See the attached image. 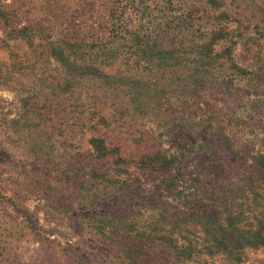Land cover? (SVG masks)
<instances>
[{
  "label": "rangeland",
  "instance_id": "1",
  "mask_svg": "<svg viewBox=\"0 0 264 264\" xmlns=\"http://www.w3.org/2000/svg\"><path fill=\"white\" fill-rule=\"evenodd\" d=\"M0 8L9 19L8 23L0 22V41L4 39L11 44L4 48L0 43V157L4 159L0 162V188L7 198L0 197V202L6 201V206L0 203V221L13 227L15 234L6 242L11 248L6 264H205L204 260L208 264H264V246L247 247L241 262L224 253L209 256L210 234L206 242L202 233L196 232L194 222L173 221L176 209L171 205L184 209L180 199L166 189L153 191L169 174L139 169L144 154L181 149L187 156L189 144L198 146L199 141L214 140L215 148L188 155L178 171L184 176L181 184L191 186V190L193 184L199 187L200 204L212 202L222 209L226 203L249 209L253 198L249 177H258L255 157L264 152V0H175L174 4L163 0H0ZM189 11L196 16L195 28L228 29L237 44L220 41L219 49L231 47L236 64L248 70L245 78H226L214 90L193 88V97L204 94L203 99L197 98L198 104L188 99L185 103L186 93L175 94L174 90L181 89L174 84L186 78L189 67L158 74L152 68H142L132 74L137 78L135 82L150 86L158 82L167 84L154 90L145 89L142 97L149 102L148 111L140 114L134 103H126L130 90L120 78L130 68L126 65L130 57L136 60L140 56L134 54L135 48L131 49V56L132 41L128 37L107 47L114 48L120 57L111 59L112 63L105 68L122 70L118 76L94 82L86 78L77 91L59 96L51 106L44 107L43 91H55L53 88L64 76L62 67L46 56L42 45L47 38L51 41L63 38L69 30L78 32L85 40V58L94 56L101 60L100 54L104 53L107 60V51L100 47L104 43L97 42L94 48L93 44H86L91 36H108L113 26L111 20L117 19L118 30L120 22L125 21L130 32L152 34L155 39L160 21ZM223 11L229 18L221 16ZM25 26L30 37L36 35L33 43L10 39L15 35L11 33L14 28ZM187 34L185 31L177 36L172 30L163 34L161 41L169 45L175 37ZM227 67L219 65L217 74L223 75ZM159 96H165L166 101ZM27 98L30 105L25 101ZM187 107L194 112L189 120L182 118V110ZM44 112L48 120L46 130L45 119L39 115ZM103 116L107 123L100 119ZM50 135L54 149L48 161V155L38 157L32 148ZM92 137L107 139L113 149L110 158L94 159L89 143ZM117 154L123 161L116 162ZM94 164L100 166L101 172L110 170L121 176H128L124 172L142 174L147 185L141 189L156 194L154 200L159 204H168L170 213L166 220L159 215L162 207L143 208V213L140 206L121 201L122 196L118 199L116 195L112 201L104 199L102 192L111 177L101 178V183L93 180L87 184L99 187V197L104 199L99 206L101 211L104 214L105 206L110 213L119 212L118 215L131 221L127 224L134 229L124 227L125 232H133V237L128 238L115 236L113 232L112 238L99 235L96 228L100 217L85 210L92 197L77 179L83 172H92ZM14 206L28 210L37 227L31 229L26 217ZM155 226L162 233L173 228L176 232L173 236L183 238L184 246L175 247V243L167 246L160 238L143 240V244L138 240L145 251L141 254L137 248L135 254H129L128 247L121 245L125 240L135 239L137 230ZM188 247L193 248V259H187Z\"/></svg>",
  "mask_w": 264,
  "mask_h": 264
},
{
  "label": "trees",
  "instance_id": "2",
  "mask_svg": "<svg viewBox=\"0 0 264 264\" xmlns=\"http://www.w3.org/2000/svg\"><path fill=\"white\" fill-rule=\"evenodd\" d=\"M163 1H167L169 4H174L175 0ZM146 8H148V5H146ZM221 16L229 18L226 11L221 12ZM169 18L170 20H162L158 23V29L154 32L155 39L152 34L151 36H147L142 35L140 31L130 32V29L127 27L128 24L125 23V21H123L124 23L122 21L120 22L125 26L118 25L120 28V30H118L116 29L117 19L111 20L110 25L113 26H110L108 36H105V34L102 37L91 36L89 37L90 40H88L90 42H87L86 44L88 45L91 43L94 48L97 46V42L100 44L104 43V46L100 47H102V51H107V60L104 59V53L100 54L102 57L101 60L95 59L94 56H88V58H85L83 54V43L85 40L78 32H71V30H69L63 38L51 41L47 38L44 45H42L44 46L46 56L47 58H52L62 67L64 76L62 80L59 81L60 83L53 88L55 91L51 89L43 91V97L45 99L44 107L48 108L51 106L54 103L55 98H58L59 96L74 92L75 90L77 91L86 78H89L90 81L94 82L118 76V73L122 70H113L112 68L111 70H108L105 68L112 63L111 59L117 60L120 57L115 53L116 51L114 48L107 47L111 42L120 43L121 40H127L128 37L129 41H132L130 53L131 49L135 48L134 54L136 52L140 56L139 58H136V60L134 58L131 59L130 57L129 62H127L128 64H126L129 65L130 68H128V72L123 69L127 73L121 74L120 78L124 83V87L127 86L126 88L130 90L128 92L129 97L126 103H134L140 114H145L148 111V107H146L148 101L142 97L146 92L145 89L154 90L158 89L162 84H167L165 82L162 84L158 82L153 83V86H150L139 80L135 82L134 80L137 78L133 77L132 74L136 72L139 73L142 68H152L153 71L157 70L158 74V72L161 71L166 72L178 68L189 67V72L185 75L186 78H183L182 80L180 79L178 82L179 84H174L175 88L177 87L178 89H181L179 91L174 90L175 94L186 93L185 103L187 99L188 101H196L197 98L198 101L203 99L204 94L199 97H193L191 90L193 88L194 90H214L215 88L222 86L226 78H245L244 76L248 74L247 69L242 68L234 61L231 47H224V50L219 49L220 46L218 45L220 41H231L232 44H237L233 41L234 38L232 36L230 37V34L227 31L228 29L225 26H214V28L208 29H204V27L201 26L204 29L201 31V27L195 28L196 16L194 15V12L191 11L169 15ZM8 21L9 19L7 18L5 11L0 8V22L8 23ZM27 30L28 28L26 26L21 29L14 28L11 33L15 35H11L10 39L25 40L29 43H33L36 35L30 37L27 34ZM36 30L38 32L40 31L39 28ZM172 30L176 31L177 36L185 31L188 34L181 38L175 37L169 45L164 43L165 41H161L163 34H168L169 32H172ZM0 43L4 48L11 46V44H8L4 39H1ZM112 46L117 47L115 44ZM132 54L133 53H131V56ZM220 59L222 60L220 61ZM131 60H133V63L130 65ZM223 64L228 65V67L222 72L224 73L223 75H219L217 74V68L219 65L222 66ZM211 76L212 78H209ZM188 91L190 92L189 96H187ZM159 98L166 101L165 96H159ZM25 101L30 105V98H27ZM165 101H161V104H164ZM198 101H196L197 104ZM164 112L170 111L165 110ZM182 113V118L186 117L188 120L194 114L191 107L182 110ZM39 115L42 120L45 119L43 122V128L46 130V123L48 122L46 113L44 112ZM165 118L168 120V115H166ZM100 119L104 121V123H107V118L104 116L100 117ZM48 138L39 144H35L32 150L38 157H41L43 154L48 155L49 158H47V160L51 161L49 154L54 149V142H51V135ZM106 140L107 139L104 137H92L89 140L93 149L92 154L94 159L110 158L109 156L112 154L113 149L110 148ZM214 142V140L199 141L198 146L189 144V148L187 149L189 152L188 155L215 148L216 144ZM94 151H96V154ZM188 155L185 156V152L181 149H178L175 152L159 150L155 154H144L141 156L139 169L148 172L158 170L160 173L169 174L170 177L167 176L164 178L162 183L157 185V190L153 189V191L160 192L161 190L166 189L169 192L174 193L180 199V205L183 206L184 209L171 205L172 208L176 209L174 212V216L176 217H173V221L176 222L181 220L178 222H194L197 225L196 232L202 233L203 238H205L204 241L206 242L207 235L210 234L211 239L208 238L210 244L207 246L209 256H214L216 253H224L230 258H234L236 262H241L243 260V251L247 247L259 248L264 246V217H260L261 215H264V152H260L255 157V174H258V177H249L253 188H248L250 189V193L253 194V198L252 201L250 200L251 203L248 206V210H242L238 207L234 208L233 205H227L226 203L222 206V209L212 202L200 204L199 201L201 199L199 198V187L193 184L191 190V186L181 184V179L184 176L178 172L183 165L182 163L186 162ZM118 157L119 158L116 160L117 163L123 161L120 154ZM2 161H4V159L0 157V162ZM93 166L95 168H93L92 172H83L77 177V179H79L82 189L87 190L88 195L92 197V200L88 202L85 210H89L91 213L97 214L100 217L99 225L96 228V232H98L99 235L112 238L110 235L113 232V235L115 236H122L124 238L133 237V232H125L124 230V227L127 228L129 226L127 223L131 221L118 215L119 212L117 214L110 213L107 211L110 209H107L105 206L102 207V210L104 208L103 214L101 207H99L104 202V199H111L112 201L116 195V198L118 199L122 196L121 201L124 199L134 205L140 206V211L143 213V208L155 209L156 207H162L164 210H161L160 213L158 211L157 213H159L163 220H166L170 213V210L166 208L168 204H159L154 200L156 194L151 195L146 190L141 189L142 186L145 187V185H147L145 182L147 179H142V174L139 173L140 177L136 174L131 175L129 172H124L125 175L128 176H121L119 173L113 174L110 170L101 172V168L97 164H94ZM106 177L111 178L106 183L104 181L106 184V186H104L105 190L102 192L104 193V199H101L98 194L99 187L97 184H91L90 186H87V184L93 180H95L94 182L101 183L99 182L101 178L105 179ZM164 184L166 185L164 186ZM1 190L2 188H0V197H2V199H7L5 195H2ZM246 191L247 190H244L243 193H246ZM161 195L163 196V194ZM0 203L5 205L6 201ZM116 203L118 204V202ZM14 208L17 210L18 206H14ZM18 210L24 215V217H26V221L30 224L29 227L35 229L37 226L32 220L30 212L26 209ZM123 213L126 212L123 211ZM178 215L182 216L178 217ZM103 216L104 218H102ZM134 216H136L135 213ZM129 227L130 229H134L132 224H130ZM12 228L13 227H7L5 222L0 221V264H6L5 261L9 259L8 254H10L11 248H9V244H6V242H10V239L15 235ZM137 231L136 238L131 240V242L126 240L125 242H121L122 246L128 247L126 251H128L129 254H135L137 248L141 249V254L145 251V249L137 243L138 240L143 244V240L160 238V240L165 242L167 246H170V244L173 243H175V247L184 246L183 238L180 239L177 236H173V234L176 233L173 228L172 231L170 229L163 233L160 231L159 226ZM3 237H6V239ZM7 237H9V239H7ZM189 249L187 259H193L195 256H193V248ZM199 253L200 251L197 252V254ZM204 263L208 264L207 260H204Z\"/></svg>",
  "mask_w": 264,
  "mask_h": 264
}]
</instances>
